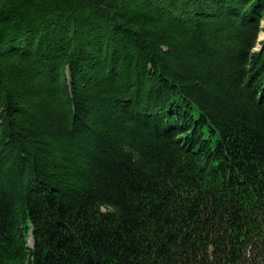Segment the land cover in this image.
Masks as SVG:
<instances>
[{"label": "trees", "instance_id": "16d2710c", "mask_svg": "<svg viewBox=\"0 0 264 264\" xmlns=\"http://www.w3.org/2000/svg\"><path fill=\"white\" fill-rule=\"evenodd\" d=\"M262 21L0 0V264H264Z\"/></svg>", "mask_w": 264, "mask_h": 264}, {"label": "rangeland", "instance_id": "374dc122", "mask_svg": "<svg viewBox=\"0 0 264 264\" xmlns=\"http://www.w3.org/2000/svg\"><path fill=\"white\" fill-rule=\"evenodd\" d=\"M258 39L259 41H264V21L261 22V30L259 32ZM259 48L260 47L258 46L257 49Z\"/></svg>", "mask_w": 264, "mask_h": 264}, {"label": "bare ground", "instance_id": "6f19581e", "mask_svg": "<svg viewBox=\"0 0 264 264\" xmlns=\"http://www.w3.org/2000/svg\"><path fill=\"white\" fill-rule=\"evenodd\" d=\"M30 243H32V239L30 240Z\"/></svg>", "mask_w": 264, "mask_h": 264}]
</instances>
